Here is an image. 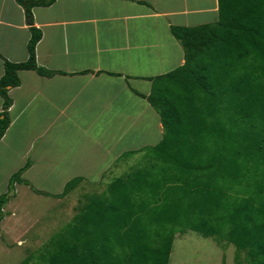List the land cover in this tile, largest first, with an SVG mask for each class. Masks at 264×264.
<instances>
[{
	"label": "trees",
	"instance_id": "obj_1",
	"mask_svg": "<svg viewBox=\"0 0 264 264\" xmlns=\"http://www.w3.org/2000/svg\"><path fill=\"white\" fill-rule=\"evenodd\" d=\"M15 1L30 34L25 60L3 58L0 139L18 71L64 73L35 57L41 31L33 26L32 8L55 0ZM217 14L210 23L170 24L182 64L147 77L148 94L133 90L158 114L159 140L118 155L94 183L120 164L126 169L103 192L75 204L68 225L18 264H169L182 242L176 236L188 230L233 244L234 264H264V0H217ZM30 164L10 175L0 194V220L14 183L30 185L21 178ZM83 180L74 176L50 195L65 196Z\"/></svg>",
	"mask_w": 264,
	"mask_h": 264
},
{
	"label": "crops",
	"instance_id": "obj_2",
	"mask_svg": "<svg viewBox=\"0 0 264 264\" xmlns=\"http://www.w3.org/2000/svg\"><path fill=\"white\" fill-rule=\"evenodd\" d=\"M32 16L41 31L36 62L64 73L18 71L20 83L9 89L10 123L0 139V174L7 178L30 160L22 177L46 192H59L82 174V182H98L123 151L159 140L158 114L133 90L148 94L147 77L182 64L170 24L218 19L217 0H55L33 7ZM27 22L15 0H0V77L3 58H27ZM20 209L14 206L0 221L9 216L14 223L4 226L13 243L3 251L29 255L43 244L35 227L47 231L51 214L42 220Z\"/></svg>",
	"mask_w": 264,
	"mask_h": 264
},
{
	"label": "rangeland",
	"instance_id": "obj_3",
	"mask_svg": "<svg viewBox=\"0 0 264 264\" xmlns=\"http://www.w3.org/2000/svg\"><path fill=\"white\" fill-rule=\"evenodd\" d=\"M135 159H133V161H136ZM131 163L132 161L129 159V164ZM124 169H126L125 165L120 164L114 167L112 172L110 171L108 175H104L105 178H103L101 183L90 182L89 184L86 183V181L82 182L78 188L76 187L74 190H72V192L62 197H54L50 194L60 193L63 187L59 192H46L44 190L38 189L39 192L43 191L45 193H49L48 195H45L44 193H39L34 190H28L26 186H21L20 183L17 184L16 182L14 183V189L16 192L17 187V196L14 192V194L10 197V200L13 199L14 196L16 198L11 202H6V206L4 205L5 208L3 207L2 210L4 215H7V212L17 205L22 210L31 211L32 216L38 215L39 217H42V220L46 219L50 213L51 215L49 216V220H52V222L48 224L49 228L47 231L45 230V232H43L39 230L38 226L35 227L36 232H38V236L41 235L40 241L42 240L43 244H47L48 241L52 240L53 237L55 238V234H57L64 226L68 225L71 218L76 213L74 210V206H76L75 204H78V202H85L86 195L103 192L106 188V183H108L113 178V176H119ZM18 170L19 169L16 171ZM22 174L21 178H23ZM80 176H83V174ZM9 177L10 176L6 178L4 173L0 174L1 193L7 192ZM73 177L74 176L70 177L68 180ZM59 208H63V211ZM13 225L14 223L10 222L9 216L8 218H4V221L0 222V235L1 232L4 234L0 237V264H17L19 261H21V259H24L28 255V251H26L25 254L20 255V252L17 253L16 251H19L17 248H14L11 253L3 251L4 246H7L8 248L10 247L9 243H13V235L10 232L7 233V231L4 229V226L10 229L13 227ZM30 234L32 235V231L29 232V235ZM203 236L188 230L184 239L181 240L182 242L180 243V246L175 245L174 243L175 247L171 250L169 264H231V262L234 264L233 256L235 253V247L232 244L227 243L224 240L220 241L218 244L211 238H204ZM179 237L180 235H177L176 239ZM42 247L43 246L39 244V247H37L33 253L37 255Z\"/></svg>",
	"mask_w": 264,
	"mask_h": 264
}]
</instances>
